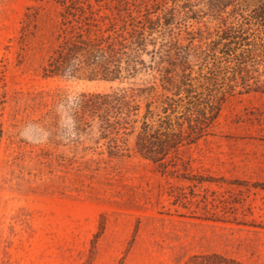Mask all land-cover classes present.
I'll use <instances>...</instances> for the list:
<instances>
[{"label": "rangeland", "instance_id": "1", "mask_svg": "<svg viewBox=\"0 0 264 264\" xmlns=\"http://www.w3.org/2000/svg\"><path fill=\"white\" fill-rule=\"evenodd\" d=\"M91 1L98 16L117 14L119 0ZM62 11L57 0H0V264H264V92L228 96L169 164L112 155L95 123L75 130L62 99L147 86L157 73L45 75Z\"/></svg>", "mask_w": 264, "mask_h": 264}, {"label": "trees", "instance_id": "2", "mask_svg": "<svg viewBox=\"0 0 264 264\" xmlns=\"http://www.w3.org/2000/svg\"><path fill=\"white\" fill-rule=\"evenodd\" d=\"M142 1L134 8L119 0L110 17L98 16L91 0H57L62 31L44 71L109 83L157 73L147 86L82 92L62 103L76 131H93L96 124L110 154L134 150L169 164L182 147L204 137L228 96L264 92V0L253 7L247 0ZM182 28L185 35L177 36ZM191 50L200 53L204 74L200 67L194 75ZM3 136L0 123V142Z\"/></svg>", "mask_w": 264, "mask_h": 264}]
</instances>
